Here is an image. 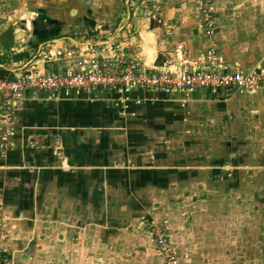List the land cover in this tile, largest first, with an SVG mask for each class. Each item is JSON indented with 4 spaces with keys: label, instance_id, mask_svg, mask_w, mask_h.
Listing matches in <instances>:
<instances>
[{
    "label": "crops",
    "instance_id": "crops-1",
    "mask_svg": "<svg viewBox=\"0 0 264 264\" xmlns=\"http://www.w3.org/2000/svg\"><path fill=\"white\" fill-rule=\"evenodd\" d=\"M119 1L9 0L6 3L13 9L0 10V68L17 73L28 63L43 72L58 71L63 60L54 49L72 44L76 51L87 47L94 54L110 46L115 54H134L156 65L182 63L178 58L181 54L183 64L198 68L204 66V52L212 44L224 69L249 71L264 66V0H211L214 34L210 37L203 34L196 0H124L126 4L121 7ZM77 33L86 38H77ZM219 91L28 90L13 114L14 148L0 156V162L6 160L12 165L33 161L32 178L38 180L40 176L45 181L41 182L43 193L56 192L48 208L62 221L67 215L81 214L83 197L96 192L91 187L98 177L122 178L124 184L125 179L128 183L132 178L138 191L147 187L155 193L192 192V178L204 165L189 163L192 154L180 152L184 142L169 139L163 144L161 139L148 136L147 130L172 129L169 124L175 123L183 127L191 122L204 124L183 120V114L204 111L205 104L221 95ZM233 91L244 95L237 101L239 119L248 112L251 128H259L256 119L264 121V91ZM253 137L256 142L264 140ZM213 162L207 173L215 176L220 161ZM11 169L10 173L16 172ZM73 176H79L76 185L60 184L62 178ZM28 185L26 191L31 194L33 183ZM253 189L256 201L249 203V233L245 239L240 238L241 232L239 236L236 233L247 213L242 211L243 204L234 200L229 201L233 202V211L228 218L223 215L226 202H218L207 208L210 214H216L207 222L193 217L189 228L182 219L170 222V242L179 264H222L225 249L217 252L224 247L213 245L220 237L221 225L224 230L232 225L235 240L250 245L249 249L234 246L232 254L240 260L233 264H263L264 260L257 258L264 257V220L259 218L264 202L258 201L257 186ZM182 224L185 227H180Z\"/></svg>",
    "mask_w": 264,
    "mask_h": 264
},
{
    "label": "rangeland",
    "instance_id": "rangeland-1",
    "mask_svg": "<svg viewBox=\"0 0 264 264\" xmlns=\"http://www.w3.org/2000/svg\"><path fill=\"white\" fill-rule=\"evenodd\" d=\"M6 2L9 0H0V10H11L12 5ZM119 3L120 7L126 4L124 0ZM75 36L86 38L82 33ZM263 91L264 87L256 89V93ZM219 92L221 95L204 105V111L200 110L198 113L197 109L193 113L183 114V120L201 121L204 124L191 122L183 127L175 123L169 124L172 129L147 130L148 136L161 139L162 142L169 139L173 143L178 140L179 143L184 142L185 148L180 152L192 154V162L189 163L204 165L197 176L192 178L195 187L192 192L174 190L155 193L154 189L147 187L138 191L132 178L128 183L124 178V184L122 178L98 177L94 179L91 187L96 192L83 197L81 214L75 216L76 218L73 214L71 217L67 215L68 218L62 221L58 213L48 208L56 192L43 193L41 188L45 181H42L40 176L38 180L35 176V179L32 178V173H35L34 166L31 165L33 161L23 160L17 162L18 164L13 162L12 165L6 160L1 161L0 227L4 231V238L0 243V263L166 264L163 252L156 245L152 234L154 225L167 236L172 248L169 236L170 222L182 219L187 221L188 228L193 217H197L199 222H207L211 220V215H216L210 214L207 208L218 202H226V213L223 215L228 218L233 211V202L229 203L232 200L242 203V211L247 213L246 219H242V228L236 233L239 236L241 232L240 238L245 239L244 235L249 233V203L256 201L252 193L255 186L259 192L258 201L264 202V140L256 142V137H253L264 138V121L259 117L256 119L259 121V128H251L248 112L243 114V119H239L237 101L244 95L233 90ZM19 104L15 107L18 108ZM245 104H248V100ZM16 108L11 114L12 133L6 136V139H1L0 135V156L8 154L14 148L11 138L15 130L13 114ZM164 142L163 144L166 143ZM222 156L225 157L224 161L221 160ZM234 159L238 161L234 162ZM217 160L220 162L215 165V169L219 171L216 170L215 176L208 175L207 172L212 167L210 165ZM5 165H8L7 168ZM10 168L16 172L10 173ZM236 169L240 171L238 174L233 171ZM18 171L19 174L16 175ZM27 172L31 175L27 176ZM78 178L79 176L64 177L60 184L76 185ZM31 183L34 189L30 194L26 188H29L28 184ZM45 184L47 185V182ZM234 186H237V191ZM224 187L227 189L224 190ZM53 188L46 186V189ZM259 218L264 220V209H261ZM226 229L220 226V237L213 245L215 248L224 247L217 252L225 249L224 257L220 258L222 264H233L235 260H240V256L232 254L234 246L249 249L250 245L244 240H235L232 225H226ZM198 231L203 232V225ZM209 251L207 250V253ZM174 258L176 264H179L175 252ZM260 260H264V257L258 256L257 261Z\"/></svg>",
    "mask_w": 264,
    "mask_h": 264
},
{
    "label": "built area",
    "instance_id": "built-area-1",
    "mask_svg": "<svg viewBox=\"0 0 264 264\" xmlns=\"http://www.w3.org/2000/svg\"><path fill=\"white\" fill-rule=\"evenodd\" d=\"M203 34H214L211 0H196ZM61 55L62 67L58 71L43 72L28 63L16 73L0 71V135L6 139L12 133L11 114L28 90H83L92 89H155L165 92H189L193 90H255L264 84V66L253 70H227L222 67L221 57L210 44L204 52L202 67L182 63L154 64L134 54H115L113 49L103 47L98 54L76 46H60L53 51ZM152 234L166 264H176L169 240L157 226ZM4 231L0 227V243ZM1 264V263H0Z\"/></svg>",
    "mask_w": 264,
    "mask_h": 264
},
{
    "label": "trees",
    "instance_id": "trees-1",
    "mask_svg": "<svg viewBox=\"0 0 264 264\" xmlns=\"http://www.w3.org/2000/svg\"><path fill=\"white\" fill-rule=\"evenodd\" d=\"M0 71H1V72H5V73H11V72L5 71V70L2 69V68H0Z\"/></svg>",
    "mask_w": 264,
    "mask_h": 264
},
{
    "label": "water",
    "instance_id": "water-1",
    "mask_svg": "<svg viewBox=\"0 0 264 264\" xmlns=\"http://www.w3.org/2000/svg\"><path fill=\"white\" fill-rule=\"evenodd\" d=\"M89 43V42H88ZM17 74V73H16ZM18 75V74H17Z\"/></svg>",
    "mask_w": 264,
    "mask_h": 264
}]
</instances>
